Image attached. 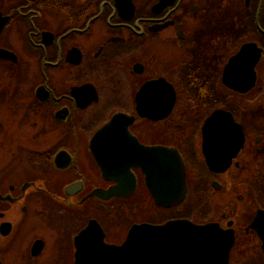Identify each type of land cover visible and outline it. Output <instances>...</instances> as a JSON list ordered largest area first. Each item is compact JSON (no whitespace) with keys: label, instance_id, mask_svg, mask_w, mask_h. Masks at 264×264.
Masks as SVG:
<instances>
[{"label":"flooded vegetation","instance_id":"obj_1","mask_svg":"<svg viewBox=\"0 0 264 264\" xmlns=\"http://www.w3.org/2000/svg\"><path fill=\"white\" fill-rule=\"evenodd\" d=\"M0 1L16 56L0 58V264H86L174 219L216 222L229 264H264V0ZM216 110L238 128L213 125L215 158L234 153L222 170L203 150ZM150 146L184 161L168 204L146 182L166 173ZM201 192L216 218L200 219Z\"/></svg>","mask_w":264,"mask_h":264},{"label":"water","instance_id":"obj_2","mask_svg":"<svg viewBox=\"0 0 264 264\" xmlns=\"http://www.w3.org/2000/svg\"><path fill=\"white\" fill-rule=\"evenodd\" d=\"M6 20L7 16L0 12V33ZM15 57L13 52L0 47V58ZM123 115L116 113L110 122L124 120ZM223 122H228L236 128L231 114L224 110H216L210 114L203 127V150L206 163L211 168L218 170L227 167L234 154L220 159L214 156L213 147H217V145L211 141L210 134L217 129L213 125ZM221 130L223 129L221 128ZM242 140V134L239 132L238 142L234 139L230 146L239 148ZM145 151L150 156L161 155L163 167L166 170L165 175L158 178L159 176L154 177L144 169L147 173L146 182H150L156 202L160 204L170 203L164 201V197L171 195L169 191L162 189L163 184H165L164 178L171 181L180 180L179 189L177 188L172 196L180 198L184 195L185 165L178 150L169 146H150L146 147ZM153 163L151 161V164ZM158 179L161 180L160 187L155 182ZM175 193L178 194L175 195ZM233 242L234 236L231 230L223 229L216 222L194 224L187 219H174L159 225L142 223L133 225L121 244L104 243L101 256L86 264H229Z\"/></svg>","mask_w":264,"mask_h":264},{"label":"rangeland","instance_id":"obj_3","mask_svg":"<svg viewBox=\"0 0 264 264\" xmlns=\"http://www.w3.org/2000/svg\"><path fill=\"white\" fill-rule=\"evenodd\" d=\"M10 3H9V1L8 0H4V2H3V6H5L4 8H6L8 5H9ZM0 5H1V1H0ZM0 70H1V67H0ZM21 80V78H20V76L18 75V76H16V81L13 83V87L16 85V84H18V86H25V85H23V84H25V83H28V81L26 80V81H24L23 83L20 81ZM25 79H28V78H25ZM22 84V85H21ZM20 88V90H24L23 88ZM203 195H200L199 196V202H198V210H197V212H198V214L200 215V217H202V218H200V219H204V220H207V219H211V218H216V216H214L215 214H216V212L218 211V208L220 209L221 207H219L218 205L215 207L214 206V204L211 202V203H209L208 204V202H207V199H208V197H210L209 195H208V193H206V192H201ZM211 199V198H210ZM213 205V206H212ZM198 215V216H199ZM197 216V217H198ZM209 216H214V217H209ZM204 217V218H203Z\"/></svg>","mask_w":264,"mask_h":264}]
</instances>
